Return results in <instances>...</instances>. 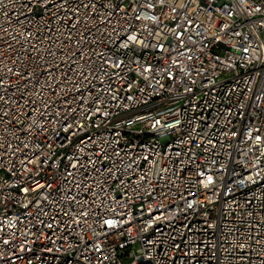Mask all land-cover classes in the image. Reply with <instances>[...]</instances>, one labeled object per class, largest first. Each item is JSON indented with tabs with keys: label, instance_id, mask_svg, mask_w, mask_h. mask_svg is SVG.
Returning a JSON list of instances; mask_svg holds the SVG:
<instances>
[{
	"label": "built area",
	"instance_id": "obj_1",
	"mask_svg": "<svg viewBox=\"0 0 264 264\" xmlns=\"http://www.w3.org/2000/svg\"><path fill=\"white\" fill-rule=\"evenodd\" d=\"M0 264H264V0H0Z\"/></svg>",
	"mask_w": 264,
	"mask_h": 264
}]
</instances>
